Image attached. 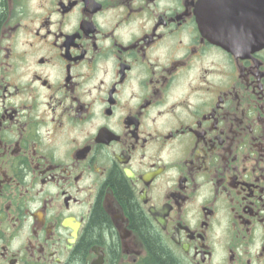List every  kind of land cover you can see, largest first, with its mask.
<instances>
[{
	"label": "flooded vegetation",
	"instance_id": "af4514ba",
	"mask_svg": "<svg viewBox=\"0 0 264 264\" xmlns=\"http://www.w3.org/2000/svg\"><path fill=\"white\" fill-rule=\"evenodd\" d=\"M225 1L0 0V264H264V47L207 35Z\"/></svg>",
	"mask_w": 264,
	"mask_h": 264
},
{
	"label": "water",
	"instance_id": "95a60500",
	"mask_svg": "<svg viewBox=\"0 0 264 264\" xmlns=\"http://www.w3.org/2000/svg\"><path fill=\"white\" fill-rule=\"evenodd\" d=\"M237 1L218 3L214 11H206L202 16L213 22L207 27V35L214 37L216 44L229 49L242 47L245 54L264 47V0H256L255 7H252V0H244V4Z\"/></svg>",
	"mask_w": 264,
	"mask_h": 264
}]
</instances>
